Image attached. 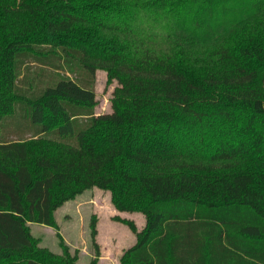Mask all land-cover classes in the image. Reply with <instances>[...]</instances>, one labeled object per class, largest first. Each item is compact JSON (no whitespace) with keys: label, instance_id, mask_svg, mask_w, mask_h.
<instances>
[{"label":"trees","instance_id":"16d2710c","mask_svg":"<svg viewBox=\"0 0 264 264\" xmlns=\"http://www.w3.org/2000/svg\"><path fill=\"white\" fill-rule=\"evenodd\" d=\"M94 187L120 264H264V0H0V264H76L29 222Z\"/></svg>","mask_w":264,"mask_h":264},{"label":"rangeland","instance_id":"374dc122","mask_svg":"<svg viewBox=\"0 0 264 264\" xmlns=\"http://www.w3.org/2000/svg\"><path fill=\"white\" fill-rule=\"evenodd\" d=\"M116 83L111 85L106 81L102 70L96 72L94 89L97 103L96 113L111 111L110 98ZM19 116V117H18ZM26 125L27 119H22L20 113L13 121ZM96 220V242L99 246L96 253L91 244L90 222ZM57 228L35 222H29L37 245L63 259L66 254L75 257L76 264H120L121 254L135 242L133 233L125 221L135 223L137 229L143 227L144 216L139 212L129 213L117 211L110 201L108 191L91 188L67 201L55 213ZM133 243V244H132Z\"/></svg>","mask_w":264,"mask_h":264},{"label":"crops","instance_id":"0c3cea01","mask_svg":"<svg viewBox=\"0 0 264 264\" xmlns=\"http://www.w3.org/2000/svg\"><path fill=\"white\" fill-rule=\"evenodd\" d=\"M133 244V243H132Z\"/></svg>","mask_w":264,"mask_h":264}]
</instances>
